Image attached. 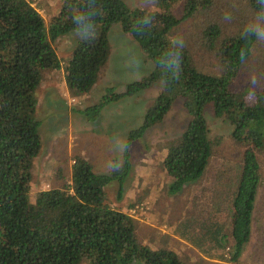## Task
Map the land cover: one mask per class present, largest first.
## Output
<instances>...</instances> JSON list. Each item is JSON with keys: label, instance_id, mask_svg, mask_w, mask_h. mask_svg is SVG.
<instances>
[{"label": "trees", "instance_id": "1", "mask_svg": "<svg viewBox=\"0 0 264 264\" xmlns=\"http://www.w3.org/2000/svg\"><path fill=\"white\" fill-rule=\"evenodd\" d=\"M155 1L161 10L131 7L124 0H62L58 14L46 25L29 0H0V264H183L171 249H152L138 242L132 217L113 208L105 193L106 186L116 181L117 197L122 198L131 167L128 147L163 122L176 103L186 111L188 122L166 146L162 166L170 178L168 195H177L185 185L198 181L209 164L213 143L208 136L207 107L215 117L233 125L232 138L245 147L240 172L229 185L232 245L227 260L236 263L240 259L251 236L260 179L256 153L264 151V90H252L255 96L246 99L249 88L236 91L231 83L256 38L248 28L222 37L220 27L209 24L203 29L202 41L214 50L223 73L200 70L182 43L179 77L173 78L162 67V58L171 48V32L210 0H186L179 17L171 11L177 0ZM247 2L264 13L258 0ZM77 16L85 19L78 22ZM145 19L149 23H143ZM88 23L92 29L86 35L79 29ZM114 26L138 44L151 71L127 83L123 92L108 88L98 103L79 113L94 122L110 102L154 84L161 89L146 108L139 128L129 132L120 167L97 173L88 160L76 155L69 184L41 190L32 202V166L42 144L36 91L46 71L62 68L53 42L67 33L78 35L63 68L66 89L77 97L90 92L108 63L109 34ZM251 98L255 101L248 102ZM218 181L223 187L228 184Z\"/></svg>", "mask_w": 264, "mask_h": 264}, {"label": "rangeland", "instance_id": "2", "mask_svg": "<svg viewBox=\"0 0 264 264\" xmlns=\"http://www.w3.org/2000/svg\"><path fill=\"white\" fill-rule=\"evenodd\" d=\"M29 1L39 10L46 25L58 14L62 3V0ZM124 1L131 7L161 10L155 0ZM185 1L177 0L171 7L178 17L182 15ZM226 14L228 18H225ZM257 17L264 20V13L253 10L247 0H210L206 7L182 21L171 32V38L182 39L200 70L221 75L222 64L214 50L202 41L203 29L216 24L222 37L230 36L249 28ZM77 37L71 32L56 38L53 46L62 68L46 71L36 91V115L41 121L42 144L32 166V202L41 190L69 184L76 155L88 160L97 173H109L114 167H120L124 162L129 132L139 128L146 108L161 89L160 84H154L133 96L110 102L102 108L96 121L86 120L80 110L98 103L108 88L123 92L127 83L147 75L152 65L130 35L114 26L109 34L110 59L102 68L97 82L88 94L72 96L63 82V68L72 55ZM252 79H255V84L251 83ZM231 88L236 91L244 88L257 92L264 90V40H255L251 54L232 80ZM254 101L251 98L248 102ZM205 118L208 136L213 143L212 155L198 181L185 185L177 195L166 192L170 181L162 166L166 146L182 133L188 122L186 111L176 103L163 122L132 141L127 149L131 167L123 184L122 198L117 197L119 184L113 181L105 189L107 202L132 217L138 242L152 249H171L183 264H264V151L256 153L260 179L250 240L240 259L233 263L227 260L232 245L233 194L229 185L240 172L245 147L232 138L233 125L215 117L210 107L205 111ZM218 179L227 180L228 184L223 187ZM224 188H228L226 192ZM172 214L177 222L174 230L184 234L187 243L171 242L169 229L172 218L169 216Z\"/></svg>", "mask_w": 264, "mask_h": 264}, {"label": "clouds", "instance_id": "3", "mask_svg": "<svg viewBox=\"0 0 264 264\" xmlns=\"http://www.w3.org/2000/svg\"><path fill=\"white\" fill-rule=\"evenodd\" d=\"M261 4V7L264 8V0H258ZM227 14H226V17ZM85 18L81 16H77L76 20L78 22H82ZM143 23H149L148 19H145ZM92 25L90 23L84 25V27L80 28L79 31L84 34H91ZM248 33L251 36H254L257 40H264V20L260 17H257L249 26ZM171 48L165 53L162 58V67L165 69L167 73H170L173 78H178L180 73V48L182 47V39L173 38L171 40ZM241 58L243 59V51L241 53ZM251 83L255 84V79H252ZM255 96V93L249 89L246 94V99L248 97Z\"/></svg>", "mask_w": 264, "mask_h": 264}, {"label": "crops", "instance_id": "4", "mask_svg": "<svg viewBox=\"0 0 264 264\" xmlns=\"http://www.w3.org/2000/svg\"><path fill=\"white\" fill-rule=\"evenodd\" d=\"M125 97H129V96H125ZM124 97V98H125ZM122 99V98H121ZM173 209V208H172ZM172 209H170V210H172ZM165 213H167V212H165ZM175 216H173V214H172V217L171 216H169V219L170 218H172V220H171V226H170V229H169V234H170V240H171V242H173L174 241V243L176 242V243H178V242H180V243H187V241L184 239L185 237V235L184 234H181V233H177L178 231H176V230H174V228H175V226H176V224H177V222H176V220H175V218H174ZM252 223V222H251ZM250 240V239H249ZM246 246V245H245Z\"/></svg>", "mask_w": 264, "mask_h": 264}]
</instances>
